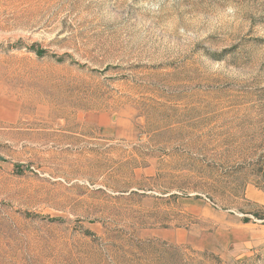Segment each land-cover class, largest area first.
<instances>
[{"label":"rangeland","instance_id":"1","mask_svg":"<svg viewBox=\"0 0 264 264\" xmlns=\"http://www.w3.org/2000/svg\"><path fill=\"white\" fill-rule=\"evenodd\" d=\"M0 264H264V0H0Z\"/></svg>","mask_w":264,"mask_h":264}]
</instances>
